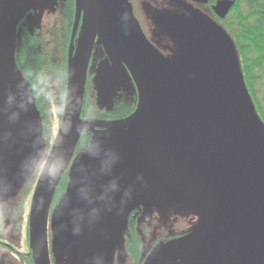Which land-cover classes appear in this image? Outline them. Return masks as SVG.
Wrapping results in <instances>:
<instances>
[{
    "label": "water",
    "instance_id": "obj_1",
    "mask_svg": "<svg viewBox=\"0 0 264 264\" xmlns=\"http://www.w3.org/2000/svg\"><path fill=\"white\" fill-rule=\"evenodd\" d=\"M15 1L14 7L17 8L19 2ZM194 1L207 3L209 0ZM235 5L236 0H217L213 5V10L218 18L225 19ZM16 14L17 12L14 11L9 19L12 20ZM76 14L75 29L78 27L82 10L76 11ZM2 16L1 12L0 18ZM133 33L134 39L128 38L127 35ZM98 35L103 39L106 50L112 57L114 54L112 43L116 44V40L121 42L119 50L124 54L125 61L139 88L138 109L131 116L121 120L102 121L81 118L87 73ZM122 35H126L125 41H123ZM175 39L179 40V35H175ZM18 46L19 44L16 42V50ZM164 58L135 30L125 27L112 9L110 0H85L83 32L69 70L60 126L37 178L31 200L30 248L34 264H52L48 237L53 199L70 163L73 150L85 130L99 127L104 131L96 132L92 137L89 150L74 161L69 174L67 190L52 213L53 243L63 242L65 247L70 249L72 264H80L81 252L86 249L92 250L94 254V258L89 264H108L114 250L109 247L106 252L101 250L104 243V232L101 222L95 215V197L97 196V179H101L102 176L100 161L93 150L94 146L107 140L114 141L108 162L111 169L109 170L107 167L106 171V174L109 173V181L113 186L117 171L120 170L122 173L123 170H116L117 164L124 162L123 146L131 142L135 134L142 136L145 132L157 131L173 138V140H169L168 152L179 157L180 164L176 171L177 175H149L144 179L145 184L148 187L155 186L159 189L172 187L176 195L184 197L187 202L192 203L191 200H195L202 211H206L209 205L217 207L223 205L225 203L224 195H230L231 205L235 208L239 207L249 179L246 172L247 167L258 163L257 167L260 168V172H264V128L262 126L258 128L252 123L254 117L259 122L260 119L257 117L258 113L253 101V106H250L251 96L249 95L250 98L246 96L248 92L243 73L236 81H233L229 76L224 77V71L218 67L221 73L216 69L215 73L209 76L204 74L203 69L200 68L201 76L204 79V89L197 90V79L194 77L193 83L195 84L194 90H192L193 94L198 95L199 101L192 98L193 94L181 95V98H176L172 89L173 83L168 79V75L172 74L174 84H176L178 75L176 76L175 65H178L173 62L178 61L179 58L175 61L170 60L169 62L173 63L170 66ZM184 62L182 60V63ZM240 65L239 62L242 72ZM25 80L28 88L22 89L21 92L26 94L25 101L34 105L31 114L32 122L29 120L30 127L26 128L20 121L21 110L17 95L11 94L9 90L5 102V97H0L3 101L1 106L5 108L6 126L9 132L6 134L8 137L5 139V150L7 149L10 153L12 144L14 143L16 146L8 155L7 160L1 163L3 176H9L13 171L20 169L19 164L23 160H30L29 157L33 151L36 150L37 153L41 148L42 153L44 151L45 141L41 113L36 108L31 85L27 79ZM241 100L248 101L246 110L242 109ZM105 105L112 106L110 101ZM204 117L233 120L238 135L242 136V141H245L244 143L251 149L242 144L240 137H231L223 145L224 148L228 146L226 150L229 151V154L222 155L217 151L218 156H216L214 149L210 146L216 144L215 141L200 138L193 150L197 156H191V149L181 147V139L183 137L186 140L189 135H192L195 124H198L196 119L200 122ZM155 142L158 144L156 140ZM18 146L20 149L17 151ZM129 160H126L125 167ZM87 179H91L93 185L90 190L85 191L82 188ZM151 203L160 202L154 201L148 204ZM193 203L196 205L195 202ZM160 206L166 207L163 204ZM132 210L134 207L132 209L129 207L126 209V213ZM208 215L209 213L200 221L202 224L199 229L204 231L197 236V239H203L211 231V226L207 223ZM224 231L225 233H221L207 248L203 246L202 240L199 242L200 249L204 248L201 254L207 251L209 253L204 256L207 264H226L225 255L229 242L232 238L237 237L240 231L235 232L234 229L228 230V228H225ZM65 233L69 235L70 241L66 240ZM53 252L55 253V251ZM162 259L164 264V254L149 259L145 264H160ZM262 262L264 263V259ZM251 264L255 263L251 262Z\"/></svg>",
    "mask_w": 264,
    "mask_h": 264
},
{
    "label": "rangeland",
    "instance_id": "obj_2",
    "mask_svg": "<svg viewBox=\"0 0 264 264\" xmlns=\"http://www.w3.org/2000/svg\"><path fill=\"white\" fill-rule=\"evenodd\" d=\"M17 1L19 5L16 8L14 7L15 0H0V13L2 12L3 14L0 18V97L4 96L5 102L9 90L11 94L17 95L21 110L20 121L23 126L28 128L31 125L29 120L32 122L31 114L33 113L32 108L34 105L28 104L25 101V92H21L22 89H27L28 87L27 81L25 80L26 77H23L24 75L19 69L16 56V42L20 46L22 39V28L19 29V25L22 26L26 20L31 25L37 24L38 27L43 25L47 27L45 29H53L56 23H61V21L58 17H48L51 11L54 13L61 12L64 0ZM76 1L77 11H83L85 9V0ZM140 1L110 0V5L125 27L135 30L145 42L150 41L143 29H148L153 24L159 29H162V31L164 30L165 39L176 42L175 48H178L179 53L172 59L171 56L166 57L162 54L169 66L173 65V63L178 65H175L176 76L178 75L176 84H174L172 74L168 75V79L173 83L172 89L175 92L176 98H181V95L193 94L194 77L197 79V90L204 89V79L201 76L200 68L203 69V73L207 76L214 74L216 69L224 71L223 76H229L233 81H236L241 76L242 72L239 67L240 58L233 34L229 30V27L214 18L211 12H206L196 7L190 0H149L156 10L149 14L148 17L150 19L143 22V11L138 12V3ZM213 1L215 2L217 0ZM133 2L137 3L136 7ZM14 11L17 14L10 20L9 18ZM228 19L230 21L231 17L229 16ZM175 35H179V40L175 39ZM162 36L163 33L160 36L155 34V39L161 40ZM14 37H16L17 41ZM152 48L157 50L153 44ZM74 58L75 55L74 57L72 56L70 66H72ZM177 59L178 61H175ZM170 60H174L175 62L171 63L169 62ZM182 60L185 62L182 63ZM115 91L116 89L114 88L103 95L97 96L98 103L104 106L103 104H107L110 101L113 104ZM247 92L248 94L246 96L249 97L248 89ZM192 98L195 101H199L197 94H193ZM2 103L3 101L0 98V213L2 214V223L4 220L10 226L15 221V210L22 191L28 185V182L35 179L34 176L37 175L39 168L37 164L43 161L47 152L43 155L42 148L37 153L36 150L33 151L29 157L30 160H23L19 164L20 169L13 171L9 176H3L1 163L7 160L8 155L12 153L16 146L14 143L12 144L10 153H8L7 149L5 150V139L8 137L6 134L9 132L6 126L5 108L1 106ZM240 105L243 110H246L248 108V101L241 100ZM250 106H253L252 100ZM47 117H49L48 119L50 121L49 132L50 128L52 129L50 141L53 143L57 133V131L55 133V128L58 126L59 119L54 114L50 116V112ZM257 117L260 119V122L254 117L252 119L253 125L258 128L260 126L264 128V121L259 115ZM196 121H198V124H195L193 134L189 135L186 140L183 137L181 139V147L183 149L189 148L193 151L200 138H207L215 141L216 144H211L210 146L214 149L216 156H218L217 151H219V154L228 155L229 151L226 150L228 146L224 148L223 145L231 137H240L242 141V136L238 135L233 120L222 119L220 117L209 119L204 117L200 122L198 119ZM245 131L246 129L243 131V134ZM53 133L55 134L53 135ZM52 136L54 137L52 138ZM155 140L158 144H156ZM169 140H173V138L157 131L145 132L142 136L135 134L133 140L123 146L122 153L124 162L117 164L116 168V170H123L122 173L120 170L117 171L113 186L110 184L109 173L106 174V171L107 167L109 170L111 169L108 162L114 141L107 140L98 146H94L93 150L96 152L97 158L100 161L102 176L101 179H97V196L95 197V215L97 220L101 222L104 232V243L101 250L106 252L108 247L114 249L108 264H117L116 260L125 254L124 232L130 213H126V209L129 207L132 209L134 207V210L136 208H144L147 210L145 206L150 207L148 203L156 201L166 206V213H168L175 205L186 203V199L177 196L172 187L159 189L155 186L148 187L145 184L144 179L149 175H177L176 171H178L180 164L179 157L174 156L172 152L171 154L168 152ZM244 142L242 141V144L246 148L251 149ZM90 147L91 144L86 151ZM19 149L20 147L18 146L16 150L18 151ZM128 159L130 160L127 167H125L126 160ZM257 165L259 164L255 163L247 167L246 172L249 179L240 206L237 208L232 206L230 195H224L225 203L218 207L213 205L208 215L209 219L207 223L211 226V231L202 239V244L205 248L209 244H213L221 233H225V228H228V230L234 229L235 232L240 231L237 237L232 238L229 242L225 255L226 264H251V262L264 264L262 262L264 259V172H260V168ZM219 175L222 176V174ZM92 185L93 181L87 179L82 189L85 191L90 190ZM60 196L57 204L60 203L63 195ZM146 213L148 211H145ZM52 217L51 215L50 224L53 223ZM201 224L202 222L195 226L187 236L177 239L179 241L166 243L159 250L163 251L165 249L167 254L164 256L168 259L175 257L172 260L174 261L179 256V248L176 245L181 244L180 249L185 254L190 249L189 243H191V239L195 240L204 231L199 229ZM175 231L178 232L177 230ZM52 232V249L55 251L54 255L56 256L54 258L55 264H72L70 261V249L65 247L63 242L54 244V231L51 226V236ZM65 238L67 241H70L69 235L66 233ZM203 250L204 248H202ZM170 251H176V253H170ZM81 253L80 264H89V262H92L94 258L92 250L86 249ZM160 254L162 253L156 252V256ZM207 255H209L208 251L206 253H200V260L202 261L203 257ZM10 256L12 262L9 264H17L18 261L16 258L12 254ZM160 264H163V259Z\"/></svg>",
    "mask_w": 264,
    "mask_h": 264
},
{
    "label": "flooded vegetation",
    "instance_id": "obj_3",
    "mask_svg": "<svg viewBox=\"0 0 264 264\" xmlns=\"http://www.w3.org/2000/svg\"><path fill=\"white\" fill-rule=\"evenodd\" d=\"M190 1L196 7L206 12H211L214 18L221 23H224L228 18L220 19L215 14L213 5L216 1L209 0L207 3ZM63 3L61 12L54 13L51 11L48 17H58L61 21V23H56L53 29H45L47 27L43 25L38 27L32 21L35 25H31L26 20L22 26L19 25V29L22 28V39L16 53L19 69L29 81L32 92H35L36 89L41 92L50 89V116L54 114L57 118L60 116V111L63 112L71 59L76 54L77 46L82 36L85 15V9H83L78 27L75 29L77 16L76 0H64ZM133 4L135 7L137 6L136 2H133ZM141 10L143 11L142 17L144 18V22L150 19L148 17L149 14L156 9L149 0H141L138 3V12ZM143 31L151 42L148 43L151 46L153 44L164 56H171L172 59L179 53L178 48H175L176 42L165 39L164 30L162 31V29L153 24L148 29H143ZM162 33L161 40H156L155 34L160 36ZM125 36L122 35L123 41L127 38ZM127 36L134 39V33ZM115 43L111 45L114 47L112 57L107 52L105 43L99 35L95 40L84 90L82 119L102 121L121 120L131 116L138 109L140 103L138 85L130 67L125 61L124 54L119 50L121 49L119 47L121 42L116 40ZM175 50L177 51L174 52ZM113 87L116 91L112 106L107 107L105 104L102 106L98 103L97 96L113 90ZM51 130L50 128V132H52ZM102 131L104 130L98 127L92 130H85L82 133L73 150L70 163L61 179L62 185L60 191L56 193V198L54 197L50 216L55 205L60 200V195H63L67 190L69 174L74 161L86 151L96 132ZM43 137L45 144L43 145L44 151L42 154L44 155L49 144H52V141L49 142L44 135ZM190 154L193 157L197 156L192 150ZM40 163L38 162L37 167L40 166ZM30 184L31 181L28 182V185L20 195L13 224L8 226L4 220L2 223V214L0 213V264L12 262L10 254L16 258L17 264H34L30 248ZM191 201L192 203H196L195 200ZM192 203L186 200V203L177 204L175 207H172L168 213H166L167 208H162L160 206L162 204L160 203H151L150 207L145 206L147 210L144 208L132 210L128 215L127 227L124 232L125 254L118 258L116 263L145 264L149 259L156 256L157 251L164 255L167 254L165 249L160 251L159 248L166 245V243L177 242L179 241L177 239L190 234L205 215L211 211L212 206L210 205L206 211H202L199 209L197 203L196 205ZM24 210L26 217L24 216ZM145 211H148V213L145 214ZM48 238L51 262L55 264L54 258L56 256L52 250L51 224L49 226ZM201 240L197 238L195 240L191 239V243L188 242L190 249L185 254L180 249L181 244L176 245L179 248V256L174 261L172 260L175 257L168 259L164 256V264H169L170 262L171 264H207L205 257H203L202 261L200 260L199 254L202 250L200 249L199 242ZM170 253H176V251H170ZM199 261L201 262L199 263Z\"/></svg>",
    "mask_w": 264,
    "mask_h": 264
},
{
    "label": "trees",
    "instance_id": "obj_4",
    "mask_svg": "<svg viewBox=\"0 0 264 264\" xmlns=\"http://www.w3.org/2000/svg\"><path fill=\"white\" fill-rule=\"evenodd\" d=\"M229 16L231 20L229 21L227 18L226 21L228 22L224 21V24L229 27L233 34L247 89L258 115L264 121V0H236V5ZM36 90L33 91V95L36 106L41 113L44 136L50 142L52 133L48 130L50 121L47 117L50 112V89L43 92L39 90L36 92ZM61 113L62 111L58 117L59 122ZM58 126L55 128V133ZM50 147L51 144H49L48 150ZM43 161L40 165L43 164ZM40 168L39 166L37 175L34 176L35 179L31 181L29 200L32 198ZM59 185L56 193L60 191L62 181ZM54 197L56 198V196Z\"/></svg>",
    "mask_w": 264,
    "mask_h": 264
}]
</instances>
